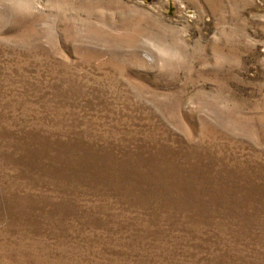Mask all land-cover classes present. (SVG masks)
<instances>
[{"label": "rangeland", "instance_id": "rangeland-1", "mask_svg": "<svg viewBox=\"0 0 264 264\" xmlns=\"http://www.w3.org/2000/svg\"><path fill=\"white\" fill-rule=\"evenodd\" d=\"M0 264H264V0H0Z\"/></svg>", "mask_w": 264, "mask_h": 264}]
</instances>
